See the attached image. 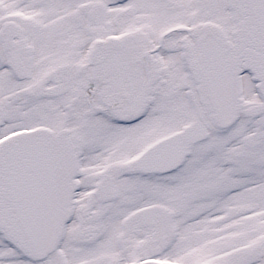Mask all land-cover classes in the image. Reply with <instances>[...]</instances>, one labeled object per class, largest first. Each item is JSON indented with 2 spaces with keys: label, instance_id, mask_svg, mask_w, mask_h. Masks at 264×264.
I'll return each mask as SVG.
<instances>
[{
  "label": "snow or ice",
  "instance_id": "snow-or-ice-1",
  "mask_svg": "<svg viewBox=\"0 0 264 264\" xmlns=\"http://www.w3.org/2000/svg\"><path fill=\"white\" fill-rule=\"evenodd\" d=\"M0 264H264V0H0Z\"/></svg>",
  "mask_w": 264,
  "mask_h": 264
}]
</instances>
